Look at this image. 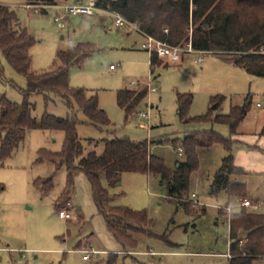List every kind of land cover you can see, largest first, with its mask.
<instances>
[{"label": "rangeland", "instance_id": "1", "mask_svg": "<svg viewBox=\"0 0 264 264\" xmlns=\"http://www.w3.org/2000/svg\"><path fill=\"white\" fill-rule=\"evenodd\" d=\"M79 1L88 3L89 0H67L39 15L26 9L21 0H0V5L14 11L35 39L36 44L28 52L34 73L48 71L61 50L79 44L95 48L81 68L70 69V85L96 95L100 109L111 124L103 129L86 124L77 126L84 156L91 152L102 154L103 140L147 141L152 155L175 170L186 159L184 152L181 156L178 154L186 136L215 132L230 138L229 128L213 120L229 115L233 107L248 103L249 112L242 123L248 133L242 136L246 138V145L240 148L243 151L240 157L237 154L241 145L233 146L235 166L242 167L245 174L231 176L230 182L245 185L246 199L254 207L244 209L264 215V138L256 143L255 139L260 136L252 135L264 129V78L252 76L233 64L229 61L237 58L233 55L204 54L203 62L197 63L201 55L185 54L186 46L180 63L171 65L160 60L161 66L152 74L151 55L141 48L145 37L127 27L116 28L113 15L96 11L90 17L63 16L62 7ZM57 16L64 17L65 29H59L54 23ZM0 67L3 71L0 99L5 97L11 103L21 104L22 94L11 82L25 89L26 79L8 65L1 51ZM145 89L147 97L126 120L124 111L117 105V94L122 90ZM178 95L192 96L188 120L209 114L211 121L182 122L178 115ZM54 101L45 107L42 96H32L33 116L40 119L47 113L66 118L72 114L62 99L54 98ZM141 114L146 118L140 117ZM77 118L85 121L81 113ZM64 139V134L58 131H29L9 158H0V186L3 187L0 264H228L230 233L223 213L230 215L227 208H232L231 213L238 212L244 199L210 193L226 155L221 146L198 151L199 167L191 177L184 199L187 207L169 199L157 177L125 173L108 182L102 176L109 206L144 211L153 221L148 229L153 236L133 233L137 247L134 252H127L98 213L91 185L82 172L75 175L73 205L69 201L62 206L69 211L70 219L59 217L62 208L58 210L57 203L65 189L67 172L65 168L57 170L48 162L37 164V159L41 150L60 152ZM235 140L242 141L239 136ZM38 180L43 183L35 184ZM47 180L53 183L50 191L44 183ZM192 194L198 196L199 202L193 201ZM91 249L99 254L83 261L82 252ZM113 256L116 259L110 262Z\"/></svg>", "mask_w": 264, "mask_h": 264}, {"label": "trees", "instance_id": "2", "mask_svg": "<svg viewBox=\"0 0 264 264\" xmlns=\"http://www.w3.org/2000/svg\"><path fill=\"white\" fill-rule=\"evenodd\" d=\"M24 5L42 6V14L59 1L67 0H21ZM100 11L117 14L136 23L143 35L183 48L189 43L195 52L236 56L230 59L252 76L264 78V0H96ZM36 44L27 28L23 27L17 14L0 5V51L4 60L19 75L26 79L25 89L16 87L23 102L14 104L5 97L0 99V158H9L29 131L62 132L65 136L62 150L51 153L39 152L37 164L51 163L57 170L67 172L63 194L57 209L71 200L75 190V175L82 172L88 179L98 213L119 245L127 252H134L137 243L133 233L153 236L148 229L153 221L146 212H136L125 207L108 205L109 194L102 185V176L108 182L125 173L157 177L165 186L169 199L187 207V195L192 175L198 170V151L221 146L226 155L222 166L210 186L212 195L222 192L239 200L246 199L245 185L230 182L231 176L245 174L235 166L233 146L238 130L249 112V104L233 107L229 115L217 117L213 122L225 125L231 137L223 138L215 132H198L185 137L182 153L186 159L175 170L166 167L164 161L151 153L148 142L135 143L129 139L103 140V153L91 152L84 156V147L77 135V126L86 124L98 129L110 127L106 113L100 109L98 97L89 95L83 88L70 85V69L81 68L95 51L90 45L76 47L57 53L52 67L42 73L31 71L32 58L29 50ZM157 56L150 57L152 74L161 66ZM0 78L3 71L0 67ZM147 90H122L117 94V105L124 111L126 120L133 115L138 105L147 97ZM42 96L45 107L54 103V98L64 101L71 111L66 118L45 113L40 119L33 116L31 98ZM178 115L182 122L207 123L210 115L188 120L192 104L191 95H178ZM81 113L85 121H80ZM264 136V129L261 132ZM178 149V150H179ZM42 184L38 180L35 184ZM46 190L53 188L51 180L44 182ZM3 187L0 186V194ZM222 214V213H221ZM227 216V213H223ZM229 264H264V215L250 213L241 208L230 215ZM115 260L116 257H112Z\"/></svg>", "mask_w": 264, "mask_h": 264}, {"label": "built area", "instance_id": "3", "mask_svg": "<svg viewBox=\"0 0 264 264\" xmlns=\"http://www.w3.org/2000/svg\"><path fill=\"white\" fill-rule=\"evenodd\" d=\"M26 9L31 10L34 15H39L41 14L42 10L45 9L42 6H30V5H24ZM50 8V7H49ZM48 9V8H46ZM63 9V16L65 17H90L93 16L96 11H100L96 8V0H89L88 3H83V2H77L74 5L71 6H64L62 7ZM103 12V11H102ZM111 14V13H109ZM115 17V26L118 29H124L125 27L135 30L141 35H143L140 32L139 26L136 23H131L127 20H125L123 17L117 14H111ZM63 16H57L54 19V23L58 26L59 29L63 30L66 28L65 22H64V17ZM145 37V42L142 44L141 48L148 53H150L151 56L155 55L158 57L160 60L166 61L168 64L175 65L177 63H180L182 61V50L183 48L180 47H173L168 45L167 43L158 41L152 37L143 35ZM184 53L187 55L191 54H198L201 55L200 58L197 59V63H202L203 62V55L207 53L203 52H195L192 49L191 44L189 43L186 48L184 49ZM113 70V67L110 68ZM153 91H155L153 89ZM259 107V105H257ZM142 118H146V115L141 114ZM179 153L181 154L182 151L180 150ZM193 201L196 202V195H192ZM241 208H252L254 207L253 204L251 203L250 200L244 199L240 203ZM232 208H227L226 211L231 215ZM230 215L226 216L227 221L230 220ZM59 217L63 220H68L70 219V214L67 209H60L59 210ZM230 244V241H229ZM83 261H89L92 256L98 255L94 250H88V251H83ZM229 259H231V256L228 255Z\"/></svg>", "mask_w": 264, "mask_h": 264}, {"label": "crops", "instance_id": "4", "mask_svg": "<svg viewBox=\"0 0 264 264\" xmlns=\"http://www.w3.org/2000/svg\"><path fill=\"white\" fill-rule=\"evenodd\" d=\"M66 3V1H59L55 6H58V5H60V4H65ZM22 25V24H21ZM23 26V25H22ZM24 27V26H23ZM26 28V27H25ZM28 30V29H27ZM111 68V67H110ZM186 68V67H185ZM246 119V118H245ZM245 121V120H244ZM244 121L242 122L243 124H244ZM243 124H242V127L241 128H239V130H238V134H237V136H239V138H241L242 139V141H236V143L238 144V145H241L240 147H239V153L237 154L238 155V157H240L241 156V154H242V152L243 151H241L242 149H240L241 147H243L244 148V146L246 145V138H242V136H244V135H246L248 132H246V130L243 128ZM262 131V130H261ZM261 131L259 130V132H257V133H254V134H252V135H255V137L256 136H260L259 137V139H255V142L257 143H259L260 141H262L263 139L262 138H264V136L263 135H261ZM236 136V137H237ZM261 138V139H260ZM263 143H264V141H263ZM180 156L182 155V154H180V153H178ZM235 161H237V158L235 157L234 158V163H235ZM179 166V164H177V167ZM238 167V166H237ZM238 168H242V167H238ZM149 177V176H148ZM89 182V181H88ZM222 193H224V192H222ZM73 195H74V193L72 194V196H71V200L73 199ZM192 195H196V194H192ZM192 195H191V197H192ZM71 200H70V203L73 205V203L71 202ZM196 202H199L198 201V196L196 195ZM225 208V207H224ZM230 246V245H229ZM228 255H230V254H228ZM228 255H226V258L228 259V264H229V257H228Z\"/></svg>", "mask_w": 264, "mask_h": 264}]
</instances>
